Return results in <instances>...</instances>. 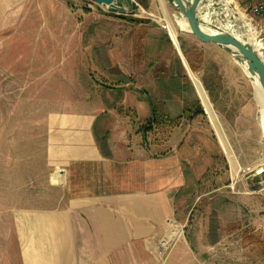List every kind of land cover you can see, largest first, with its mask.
<instances>
[{
    "label": "crops",
    "instance_id": "1",
    "mask_svg": "<svg viewBox=\"0 0 264 264\" xmlns=\"http://www.w3.org/2000/svg\"><path fill=\"white\" fill-rule=\"evenodd\" d=\"M259 1L232 0V3L246 14ZM159 2L151 0V5ZM163 2L171 9L168 0ZM31 4L32 0H0V34L16 29L18 21L31 18ZM97 8L96 12L76 18L74 49L69 47V43L64 46L68 52H76V61L69 63L68 67L70 74H74L76 69V75H72L76 78V99L83 101L86 98L84 103L87 105L68 107L66 104L51 110L45 118V156L50 169L49 185L60 192L57 206L12 209L0 216V264H11L6 245H13L17 250L19 264H225V254L229 255V252L224 246L223 234L219 232L221 237L216 243H210L209 248L204 247V234L208 230L202 233L186 230L185 222L193 206L183 207L184 196L177 200L191 179H201L202 161L218 159L224 156L225 151L194 83L195 74L200 77L197 79L212 110L220 116L218 123H226L225 113L218 105L216 108V100L210 97L203 83L204 79L207 80L204 69L208 66L202 64V70L194 72L180 39L183 38L186 48L188 40H194L204 50L214 49L234 59L228 57V62L221 65L213 60L219 68L215 76L223 79L228 91L230 88L235 91L242 88L239 83L242 79L236 77L239 73L243 75L241 66L225 47L200 42L186 28L187 21L180 22L176 30L178 45H174L170 52L166 67L170 77L183 78L181 96H175L174 92L170 97L166 92H160L159 96L171 118L183 115L186 102H200L210 129L218 140L199 127L187 125L172 134L170 154L151 157L137 133L138 123L151 115L148 97L135 86V81L101 90L92 72L93 67H118L132 78L126 73L131 66L145 68L144 63L133 64L130 56L114 57L112 44L119 33L111 28L119 24L125 26L126 44L132 46L135 33L143 26L138 25L135 20L139 19L131 15L120 16L106 13L102 7ZM87 18L89 22H86ZM251 19L255 39L248 36L253 44L259 42L264 47V19L254 16ZM99 22L102 25L98 26ZM99 50L107 51L109 55L102 58ZM209 63L212 61L205 64ZM148 74V80L143 82L151 83L153 75L149 71ZM246 75L243 76L249 81ZM81 88H84L85 96L80 95ZM248 96L255 98L254 85ZM197 125L202 127L201 122ZM231 178L234 179L233 175ZM169 219H175L186 227L163 261L159 257V245L168 233ZM240 223L238 228L242 227ZM228 227L232 232L235 229L234 224ZM245 233L264 238V230L259 232L262 235H256L245 229L243 239ZM188 236L193 242L188 241Z\"/></svg>",
    "mask_w": 264,
    "mask_h": 264
},
{
    "label": "rangeland",
    "instance_id": "2",
    "mask_svg": "<svg viewBox=\"0 0 264 264\" xmlns=\"http://www.w3.org/2000/svg\"><path fill=\"white\" fill-rule=\"evenodd\" d=\"M163 1L151 5V0H143L138 11L127 14L139 19L135 20L136 23L143 26L135 33L134 43H137L138 33L144 28L168 35L175 48L168 28L166 30V20L173 23L175 31H178L180 22L185 18ZM31 10V18L18 21L16 29L0 34V216L12 209L57 206L60 192L49 185L50 169L45 156L46 114L66 104L68 107L87 105L84 103L87 102L86 98L83 101L76 99V78L73 77L76 69L74 74H70L68 67L69 63L76 61V52H68L64 46L69 43V47H72L76 42V18L91 11L96 12L97 5L91 0H32ZM101 10L109 12L106 6ZM89 21L87 18L86 22ZM186 25L190 29L188 23ZM245 26L248 31V26ZM111 28L119 33L112 44L114 57L130 56L133 64H136L137 50L134 45L126 44L125 26L119 24ZM180 44L183 52L187 49L191 60L197 63L199 71L202 64L208 66L204 70L207 81L213 87V100H216V108L218 105L225 113V126L220 122L219 127L233 155L231 159L223 150L224 156L202 161L200 182L203 183L191 194V200L186 196L183 201V207H189V201L193 204L189 213L191 219L185 222L186 230L194 229L202 233L207 229L203 246L209 248L212 240L210 221L213 217L215 224L222 225L220 232L222 238L225 237L224 246L229 252V255L225 254V264H264L260 248L242 238L245 229H250L256 235H262L259 232L264 230V174L255 177L253 173L244 172L248 167H264V132L259 109L254 98L248 96L253 87L251 76L239 65L243 75L247 74L250 79L248 81L239 73L236 77L242 79L239 83L243 89L235 91L230 88L228 91L223 79L215 75L219 73L218 64L228 62L232 57L228 56V59L225 53L214 49L204 50L194 40H188V48L183 38ZM164 49L162 60H166L173 51L169 43H164ZM99 54L102 58L109 55L107 51L100 50ZM213 60H217L218 64H214ZM62 61L64 65L60 63ZM207 61L212 63L205 64ZM110 69L121 71L118 67ZM141 69L133 65L126 73L131 75L135 86L144 89L147 82L143 80L147 81L149 74L146 67ZM107 70L102 67L92 69L101 90L105 88L102 85L104 82L109 85ZM195 77L200 78L197 74ZM80 95H86L84 88H81ZM215 115L219 122L220 116L217 112ZM218 133L216 131L220 139ZM208 135L213 137L211 133ZM239 223L242 225L240 228ZM232 224L235 225L233 232L228 227ZM6 253L11 264H19L13 245H6ZM165 255L161 254L160 259H165Z\"/></svg>",
    "mask_w": 264,
    "mask_h": 264
},
{
    "label": "trees",
    "instance_id": "3",
    "mask_svg": "<svg viewBox=\"0 0 264 264\" xmlns=\"http://www.w3.org/2000/svg\"><path fill=\"white\" fill-rule=\"evenodd\" d=\"M165 36L161 32L154 33L151 29L142 28V31L138 33L137 43H134L137 50L135 55L136 65L144 63L146 70L151 72V75H153L152 82L154 81V83H146V88L142 89L143 93L148 95L147 97L149 99L151 115L149 118L137 125V133L140 135L142 144L151 157L166 156L170 154L172 147L169 142L172 134L176 130L184 128L187 125L194 128L199 127L204 133H211L212 135L209 121L200 102H186L184 104L183 115L177 118H171L164 107V101L159 96L160 92H166L169 94L167 95L168 97L171 95L173 96L172 92L175 93V96L180 97L182 92L181 78L170 77L168 68L166 67L167 59L162 60L163 52L165 51L164 43H169V48L173 49L171 39L168 35L166 37ZM145 40L146 43H143ZM185 57L194 72L195 70L200 69L195 66L194 61L191 60L187 51L185 52ZM106 73L108 76L110 75V78L108 79L109 85L105 82L102 85L108 90L114 89L118 85L129 84L134 81L132 78L124 75L117 69L116 71L109 69ZM116 77L119 78L115 80ZM203 83L205 89L209 92V95L212 98L213 92L209 82L204 79ZM198 122L202 123V127L197 125ZM213 138H215V136ZM200 181L201 180L196 181L191 179L190 185L187 189L180 192L177 200H179L182 196L185 198L188 196L191 200V194L193 195L195 189L199 188L203 183ZM189 205V208L192 207V201H189ZM188 219L190 220L191 217L189 216ZM213 219L214 218L212 217V220ZM212 220L210 221V232L212 233V240L210 243L214 244L221 237V235L219 233V224H215ZM247 234L248 233L244 234L246 235L244 239L258 246L261 250L262 256H264V238L252 235L248 236ZM188 239L190 243L193 242L190 236H188Z\"/></svg>",
    "mask_w": 264,
    "mask_h": 264
},
{
    "label": "water",
    "instance_id": "4",
    "mask_svg": "<svg viewBox=\"0 0 264 264\" xmlns=\"http://www.w3.org/2000/svg\"><path fill=\"white\" fill-rule=\"evenodd\" d=\"M91 1L98 7L106 6L110 13L120 16L133 14L140 9L143 3V0ZM168 1L176 11L182 14L188 23L190 32L200 42L225 47L242 69L245 67L250 76L258 79L264 90V62L249 39L243 19L239 18L233 23H227L215 15L216 11L224 9V0H220L219 5L213 3V0ZM216 24L220 26L218 30L214 29Z\"/></svg>",
    "mask_w": 264,
    "mask_h": 264
},
{
    "label": "built area",
    "instance_id": "5",
    "mask_svg": "<svg viewBox=\"0 0 264 264\" xmlns=\"http://www.w3.org/2000/svg\"><path fill=\"white\" fill-rule=\"evenodd\" d=\"M229 3H227V2ZM224 0L225 4H224V9H222L221 11H216L215 15L226 21L227 23H232L231 21H234L236 19L242 18L244 19L245 24L249 27L252 26L253 27V23H252V16L254 17H260L261 19H264V0H260L256 5H254L251 8V11L249 13H242L241 11H239L232 3V0ZM213 3H215L216 5L220 4V0H213ZM217 26H214L216 30L219 29V24H216ZM207 26V25H206ZM208 27V26H207ZM263 46V45H262ZM258 52V51H257ZM261 53H264V47H262V51L260 50ZM244 171V170H243ZM244 172H248V173H253V176L257 177V176H261L264 174V167L263 166H255V167H248L246 168V171ZM185 225L177 223V221H175V219H169L167 221V235L165 237L162 238V240L160 241V252L159 255L161 254H166L168 253L174 246L176 240L182 236V234L184 233L185 230ZM162 249V250H161Z\"/></svg>",
    "mask_w": 264,
    "mask_h": 264
},
{
    "label": "bare ground",
    "instance_id": "6",
    "mask_svg": "<svg viewBox=\"0 0 264 264\" xmlns=\"http://www.w3.org/2000/svg\"><path fill=\"white\" fill-rule=\"evenodd\" d=\"M166 30L168 28L169 32H170V35L175 43V45L177 46L178 43H177V35H176V31L174 29V27L169 23V22H166ZM164 26V25H163ZM247 33L253 38L255 39V33H254V28L252 26H249L248 27V31ZM262 44L259 43V42H256L255 43V49L258 51V54L260 55L261 59L263 60L264 62V53H261L260 50L262 51ZM244 71H247V69L244 67L243 68ZM251 81L254 85V88H255V103L259 109V120H260V124L262 126V129H263V132H264V90L262 89V86L260 84V82L258 81V79L256 77H252L251 76ZM194 80V83L196 85V88L199 92V95L200 97L202 98L203 100V103L205 104V107L207 109V112L209 113L210 117H211V120L212 122L214 123L216 129H217V132H219L218 134L220 135V140L222 142V145L225 149V151L229 154L230 158L233 159V155H232V152H231V149L224 137V135L222 134L221 132V129L219 127V123L217 121V118H216V115L214 113V111L212 110V107H211V104L209 103L208 101V98H207V95L205 93V91L203 90L202 86H201V83L199 82V80L197 78H193Z\"/></svg>",
    "mask_w": 264,
    "mask_h": 264
}]
</instances>
